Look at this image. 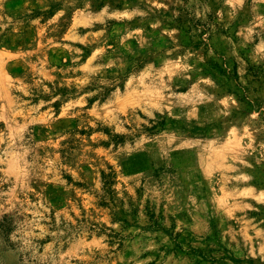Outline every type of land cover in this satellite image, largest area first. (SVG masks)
I'll return each mask as SVG.
<instances>
[{
	"label": "rangeland",
	"instance_id": "1",
	"mask_svg": "<svg viewBox=\"0 0 264 264\" xmlns=\"http://www.w3.org/2000/svg\"><path fill=\"white\" fill-rule=\"evenodd\" d=\"M14 212L0 264H264V0H0Z\"/></svg>",
	"mask_w": 264,
	"mask_h": 264
},
{
	"label": "trees",
	"instance_id": "2",
	"mask_svg": "<svg viewBox=\"0 0 264 264\" xmlns=\"http://www.w3.org/2000/svg\"><path fill=\"white\" fill-rule=\"evenodd\" d=\"M59 105V102L54 104L55 107ZM24 219V215H20L17 212L6 214L0 221V232L5 237H9L17 228L19 221Z\"/></svg>",
	"mask_w": 264,
	"mask_h": 264
}]
</instances>
